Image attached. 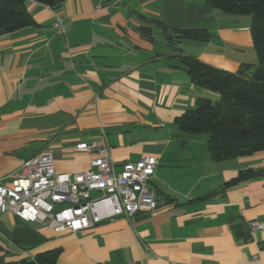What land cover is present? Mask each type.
Instances as JSON below:
<instances>
[{
	"label": "crops",
	"instance_id": "0c3cea01",
	"mask_svg": "<svg viewBox=\"0 0 264 264\" xmlns=\"http://www.w3.org/2000/svg\"><path fill=\"white\" fill-rule=\"evenodd\" d=\"M25 6L37 24L0 34V182L47 150L57 172L83 171L92 155L77 143L106 141L117 171L157 157L149 183L157 207L77 232L0 212V264L55 247L56 264H264V228L250 224L264 222V172L223 187L240 169L264 170V149L217 162L206 134L177 128L174 119L198 98L218 94L191 82L154 24L206 29L210 39L182 42L183 54L234 72L256 62L250 16L219 12L206 0Z\"/></svg>",
	"mask_w": 264,
	"mask_h": 264
},
{
	"label": "trees",
	"instance_id": "16d2710c",
	"mask_svg": "<svg viewBox=\"0 0 264 264\" xmlns=\"http://www.w3.org/2000/svg\"><path fill=\"white\" fill-rule=\"evenodd\" d=\"M27 0H0V34L36 25L27 10ZM57 7L61 0H35ZM219 12L249 15V31L256 53V62H242L234 72L184 55L180 44L184 41L206 42L211 34L206 29H171L154 21L167 44L176 55L178 66L185 69L194 84L218 94L213 101L208 97L197 99L196 106L174 119L184 133H205L207 148L215 161L250 155L264 149V0H206ZM150 38L149 28L142 27ZM264 170L251 167L238 170L223 187L263 174ZM0 245V249H1ZM60 248H50L35 254L33 259L8 261L5 264H56Z\"/></svg>",
	"mask_w": 264,
	"mask_h": 264
},
{
	"label": "built area",
	"instance_id": "2783aa9c",
	"mask_svg": "<svg viewBox=\"0 0 264 264\" xmlns=\"http://www.w3.org/2000/svg\"><path fill=\"white\" fill-rule=\"evenodd\" d=\"M53 27L64 33L60 17ZM76 148L92 155L88 168L79 172H57L50 150L26 159L8 184L0 182V212L12 211L55 232H77L117 217L129 220L138 211L157 207L149 186L156 156L126 161L117 171L106 141H81ZM250 224L252 230L264 228L262 221Z\"/></svg>",
	"mask_w": 264,
	"mask_h": 264
},
{
	"label": "rangeland",
	"instance_id": "374dc122",
	"mask_svg": "<svg viewBox=\"0 0 264 264\" xmlns=\"http://www.w3.org/2000/svg\"><path fill=\"white\" fill-rule=\"evenodd\" d=\"M201 134H205V133L202 132Z\"/></svg>",
	"mask_w": 264,
	"mask_h": 264
}]
</instances>
